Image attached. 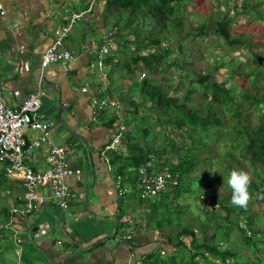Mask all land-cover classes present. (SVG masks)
I'll use <instances>...</instances> for the list:
<instances>
[{"label":"trees","instance_id":"16d2710c","mask_svg":"<svg viewBox=\"0 0 264 264\" xmlns=\"http://www.w3.org/2000/svg\"><path fill=\"white\" fill-rule=\"evenodd\" d=\"M189 1L191 0H103L100 21L110 22L114 28L109 48L112 55L104 56L105 63L107 59L112 63L108 69V84L113 80L109 74L111 70H118L119 76L127 78L130 77L126 73L131 72L136 78L129 84V89L137 90L136 95H127L126 90L120 91L124 95L118 98L109 93L119 101L116 110L122 108L125 111L122 118L123 142L110 156L113 172L123 176L124 181L136 193L137 166L151 158L159 165H167L171 175L176 177V183L170 185L174 194H179L181 190L192 192V178L199 175L201 165L210 163L209 159L215 156V151L208 156L196 155L197 150L179 153L170 131L180 130V133L184 132L188 136L189 132L195 133L197 139L187 144L188 147L205 145L202 142L204 138L209 137L215 141L221 134H225L228 140L225 141L226 148L221 152L222 175L228 178L234 169L248 172L252 177L249 190L253 199L247 210L233 206L231 197H227L224 188L220 190L222 196L210 197L209 207L205 202L198 205V212L193 217L187 215L186 219L176 216L174 230H168L164 223L171 221L172 212L163 211L166 207L163 197L172 190L166 189L145 200L136 197V204L143 206L140 223L144 222L155 229L159 242L153 249L139 255L138 264H214V260H219L221 264H235L231 257L236 253L229 246L232 232L253 250L252 258L245 259L241 264H264V253L261 254L264 251V246L261 247L264 245V209L258 207L257 212L254 208L255 204L264 202V199L256 198L257 194L264 195V90L261 92V86L257 84L254 85L256 91L252 89L255 92L249 87L236 90L234 84L225 85L223 81L216 80L212 70L201 71L195 67L193 60L186 59L184 55L189 50L186 42H183V39L188 38L221 44L223 47H218V65L226 63L224 55L228 53L224 49L233 50L248 45L255 47L250 50L252 58L264 64V0H234L233 7L236 11L230 14L228 7H225L227 0H212L216 6L219 1L224 4L223 10L226 9L221 16L212 17L203 13V20L194 25L188 24L184 17V13L188 12L187 7L191 6ZM235 15L244 16L247 23L257 19L261 23L259 39L251 42L248 38L233 35L231 25ZM122 54L125 59L121 60ZM241 64H245V67L239 71L240 76H247L251 82L258 78L264 80V68L258 69V73L249 70L247 60L238 59L236 65L229 69L230 72L236 74ZM169 71L177 73L174 84L171 83L173 76ZM157 74L161 79L155 76ZM162 79L167 80L165 84L161 83ZM184 81L186 86L180 95L177 90L181 89ZM197 92L203 100L202 113L185 101L191 100V95ZM260 103H263L260 107L256 106ZM250 105L259 110L254 124L250 123L249 113L241 112L246 111ZM108 107L112 106L104 107L97 115ZM222 110L229 111L230 114L225 120L227 130L222 128ZM150 117H153L154 123ZM150 126L155 133L159 130L165 133V139L172 150L166 153L163 148L158 147L154 142V132L148 137ZM209 146L210 143L205 150L210 151ZM173 152L175 158H171ZM215 181L220 182L218 178ZM18 184L20 185L16 179L7 178L0 168V188L13 190ZM200 194L201 191L196 190L195 197ZM129 198L130 196L127 197ZM121 203L122 199L119 200L116 213L118 221L114 234L122 225L119 220L123 213ZM214 204L218 208H214ZM4 209V206H0V212ZM158 211L160 212L156 213ZM172 211L175 215L180 212L177 207ZM238 214L241 222L237 219ZM209 258L213 261L209 262Z\"/></svg>","mask_w":264,"mask_h":264},{"label":"crops","instance_id":"0c3cea01","mask_svg":"<svg viewBox=\"0 0 264 264\" xmlns=\"http://www.w3.org/2000/svg\"><path fill=\"white\" fill-rule=\"evenodd\" d=\"M0 1L6 17L5 21L0 20V80L6 88L3 95L9 105H16L27 92L37 91V113L40 119L49 122L50 138L55 143L65 144L70 165L81 168V177L72 182L77 194L68 201L67 208L47 200L30 216L17 217L22 237L20 263L133 262L159 244L158 233L144 222L140 223L143 206L134 203L135 215H138L136 227L135 219L133 223L122 221L120 227L125 228V232L114 235L113 216L120 199L115 193L113 168L109 170L100 157L109 136L118 130L117 124L124 125L125 111L108 107L93 116L88 93L80 88L85 83L89 86L102 83L105 78L106 92L118 98L120 91L128 90L132 82L130 78L119 76L118 70H111L113 80L108 84V69L112 63L108 59L107 63L103 64L102 59L98 63L95 55L99 35L104 30L114 29L110 22L100 21L103 0H95L86 11L83 10L88 0ZM79 11H83L81 16L71 23L60 44V48L71 52L70 60L64 64H41L43 51L55 37L54 30L66 23L73 12ZM108 55H112V51ZM100 71H105L104 75H100ZM36 134L37 131L25 129L26 137ZM44 152V144L32 148L33 168L45 166ZM103 154L111 156L108 150ZM5 189L8 190L0 188ZM22 191V185L8 190L4 197L6 203H0L5 208L0 212V264H16L17 248L12 244L9 229L1 224L8 204ZM38 192L48 195L46 187L38 188ZM39 222L49 224L47 232L37 236L32 233L29 240L26 233L34 231ZM129 227L134 230L133 236L121 237ZM8 252H13L15 260L8 257Z\"/></svg>","mask_w":264,"mask_h":264},{"label":"built area","instance_id":"2783aa9c","mask_svg":"<svg viewBox=\"0 0 264 264\" xmlns=\"http://www.w3.org/2000/svg\"><path fill=\"white\" fill-rule=\"evenodd\" d=\"M94 0H88L86 9L93 5ZM82 11L73 12L67 23L54 30V39L43 51L40 63L49 62L66 63L72 57L67 49L60 48L62 39L65 37L70 23L81 15ZM5 10L0 1V20L5 21ZM110 38L107 32L100 35L99 45L97 47L98 63H101V57L109 52ZM105 71H100L104 75ZM107 80L104 78L100 84L89 86L81 85V90L88 93V103L92 110V115L106 106L118 107L119 101L116 97L106 93L105 86ZM6 89L0 80V168L7 178L16 179L23 186V191L15 195L4 211V222L1 224L9 229L12 241L17 248V261L20 263L21 241L20 225L17 223V217L30 216L33 212L40 210L45 203L51 201L61 208L68 207V201L76 196V189L72 187V182L81 177V168L70 165L67 158L68 147L65 144L55 143L49 135L50 124L46 120L39 118L37 108L39 105L38 92L30 91L16 104L9 105L3 95ZM118 130L112 132L108 141L101 150L100 157L106 162L107 168L112 170V165L106 150H116L122 140L121 130L124 125L117 124ZM25 129L37 131L32 137H26ZM45 145L44 163L42 169H36L31 166L32 148ZM114 188L118 197L124 199L130 190V186L124 181V177L114 173ZM176 183V177L171 175L167 165H159L151 158L145 159L137 166L136 172V193L141 199L152 198L159 192L171 188L170 185ZM46 187L48 195L40 194L38 188ZM9 190V189H8ZM8 190H0V193H6ZM205 201V200H204ZM207 199L205 203L209 202ZM121 219L132 223V218L128 213ZM49 224L39 222L34 231L26 233L27 238L46 233ZM134 230L131 227L121 237L131 238ZM163 251L160 250V253ZM139 260L125 262L122 264H138Z\"/></svg>","mask_w":264,"mask_h":264},{"label":"rangeland","instance_id":"374dc122","mask_svg":"<svg viewBox=\"0 0 264 264\" xmlns=\"http://www.w3.org/2000/svg\"><path fill=\"white\" fill-rule=\"evenodd\" d=\"M212 0H191L189 2H191V6L187 7L188 12L184 13V17L187 19V23L188 24H196L199 23L203 20L204 16L201 14H208V15H212V17L218 15L221 16V14L223 13V11L228 7V11L229 14L236 11V8L233 7V2L234 0H227V5L225 6L226 8L223 10L224 8V4L222 3V1H219L218 5L216 6L215 4H213L211 2ZM237 2V1H236ZM190 8V10H189ZM183 14V13H182ZM234 21L232 22L231 25V32L233 35H240V37L243 38H248L251 42L259 39V35H258V31L259 28L261 26V23L258 22L257 19H252L249 23H247L245 21V17L242 15H238V16H234ZM262 25H264V22H262ZM243 33V35H242ZM169 41V40H167ZM183 42H186V46L189 50V52H187L184 56L186 57V59L189 60H193L195 62V67L196 68H200V70H209L213 72V76L216 80H220L223 81L225 83V85H230V84H234L235 85V89L238 90L240 88H246L249 87L252 91V89L254 88L256 91V88L254 87L255 84L261 86L260 91L263 92L264 90V80L263 78H258L256 79L254 82H251L248 80V77L245 75L240 76L239 75V71L243 70L245 67V64H241V68L238 69L236 71V74H232L230 72V68L234 67L238 61V59H241L243 61L247 60L248 63V69L255 71L258 73V69L260 68H264V64L258 62V60L253 59L252 55L250 53L251 49H255V47H249L248 45H244L243 47H237L233 50H228L227 48L224 50H227L228 54H225V60L226 63L222 64V65H218V63L220 62V60L218 59V53L220 51V49L218 47H223L221 44L216 43V41L209 43L207 41H205L204 39H200L198 41H196L195 39L193 40H189L188 38L183 39ZM214 43L216 45H214ZM235 56H237V58H235ZM125 57L123 54L121 56V60L125 59L123 58ZM214 66V68H213ZM217 66V67H216ZM117 68V67H116ZM114 72V71H113ZM133 72V71H132ZM171 73V75L173 76L171 80V83L174 84L176 81V72L173 71H169ZM169 73V74H170ZM126 75L128 77L131 78L132 81H135V74L129 72L126 73ZM157 78L161 79L160 75L157 74L155 75ZM167 80L162 79L161 83L165 84ZM186 86V81L183 82V85L181 86V89H178L177 92L182 95L183 94V89ZM130 88L128 90H126L127 95L129 94H133L135 93V95L137 94V90L135 91V89ZM252 91V92H255ZM124 93H119V96H123ZM264 95V94H263ZM262 95V96H263ZM192 99L191 100H185L187 105H191L195 108V110L199 113H202V109H201V104H202V98L199 95V93H194L191 95ZM138 98V96H136ZM263 103H260L256 106L262 105ZM124 110V109H123ZM224 111V112H223ZM258 108L253 107V105H250L246 111H241L243 114L245 113H249V118H250V123L254 124V121L257 120L258 118ZM127 115L129 116L130 114L127 113ZM230 116L229 111H225L222 110L221 112V118L224 121V124L222 125L223 129L227 130V124L225 122V120H227V118ZM153 117H150V120L152 121V123H154V120L152 119ZM234 121V120H233ZM145 121H142V123H144ZM149 128V135L148 137L151 135V133L154 132L155 134V144H157L158 147L163 148V151H165L166 153L169 152V150H172L173 148L170 147V145L168 144L166 138V135L163 131L159 130L155 133L154 129L150 127ZM156 128V127H155ZM124 130V127L123 129ZM121 130V131H122ZM165 131V130H164ZM182 131V130H181ZM224 132V131H223ZM190 135L188 136L187 134H185L184 132L180 133V130H171L170 131V135L171 138L174 140L175 142V146L177 147V151L179 153L181 152H187L189 153L191 150H194L197 152L195 153L196 155H205L208 156L210 155L213 151H215V156L210 157L209 164H204L201 165L199 167V175H197L196 177L192 178V183L190 184V187H192V192H187L185 190H181L179 194H174L173 189L172 188H167L170 191V193L166 196L163 197V200L165 202V209H163V211H169L172 212L171 213V221L170 222H165V226H167L168 230H174V224L176 225L175 218L177 217H181V218H186L185 216H191L193 217L195 215L196 212H198V208L197 206L204 203L205 201H207V199H210V197H212L213 195L215 196H222L220 194V190L225 189V193L227 195L228 198L231 197V190L229 189L228 185H227V179L222 175L223 172V166L221 163V152L226 148V142L228 140V136H226L225 134H221L217 140L213 141L212 139H210L209 137H206L202 140V142H205V145H199V146H194V145H189L190 147L187 146V144H191V142H195V140L197 139V136L195 135V133L193 132H189ZM210 143V151H208L207 149L205 150V148L207 147V145ZM175 153H171V158H175L176 155H174ZM237 154V153H236ZM165 155V154H164ZM215 178H218V180L220 181L219 183H217L215 181ZM194 187V188H193ZM197 191H201V194L198 197H195V193ZM11 194V193H9ZM128 196H130L129 199H126L124 202L121 203L122 205V209H123V213L124 212H128L130 214V216L135 219L136 221L135 223V227L136 224L138 223V215H135V210H134V203L136 204V193L130 190L127 194ZM6 196V193H2L0 194V203L4 202L6 200V198H4ZM4 198V200H3ZM134 199V200H133ZM205 200V201H204ZM6 202H4L5 204ZM209 207V204L207 202L206 204ZM174 207H177V209L180 210V212L176 213L173 212L172 210L174 209ZM258 207L263 210L264 209V202H260L254 205L255 210H257L258 212ZM212 208V207H211ZM214 208H218L217 204H214ZM128 210V211H127ZM162 210V209H161ZM132 212V213H131ZM160 211L156 212L159 213ZM258 216V214H257ZM155 217H159L158 215H155ZM241 216L238 214L237 215V219L239 220V222H241ZM187 219V218H186ZM256 219L258 220V218L256 217ZM7 229V228H5ZM125 232V228H119L117 233L121 234ZM10 233V232H9ZM116 234V233H115ZM114 234V235H115ZM11 238V236H10ZM12 240V239H11ZM13 242V241H12ZM12 244H14L13 246H16L15 243L13 242ZM229 246L230 248L236 253L235 256L231 257L232 260L234 261L235 264H241L245 259L247 258H252L251 257V251L252 248L249 247L248 245H245L244 243H242V241L239 239L238 235L234 234V232H232V236H230V242H229ZM264 245H261V247H263ZM161 249V248H160ZM24 252V251H23ZM13 253V252H12ZM10 254V252H8V257L11 258L12 260H15V256L14 254ZM240 253V254H238ZM263 252H261V254H263ZM255 256V255H254ZM231 258L229 259V261L231 260ZM209 262L213 261L211 260V258H209ZM211 264V263H209ZM214 264H221V262L219 260H214Z\"/></svg>","mask_w":264,"mask_h":264},{"label":"clouds","instance_id":"9594fccd","mask_svg":"<svg viewBox=\"0 0 264 264\" xmlns=\"http://www.w3.org/2000/svg\"><path fill=\"white\" fill-rule=\"evenodd\" d=\"M94 2H95V0H94ZM93 5H94V3H93ZM91 8H92V6H91ZM90 8V9H91ZM83 11H86V10H83ZM82 11V12H83ZM81 16V15H80ZM75 20V19H74ZM73 20V21H74ZM72 21V22H73ZM68 22V21H67ZM66 22V23H67ZM71 22V23H72ZM71 23H70V26H71ZM65 24V23H64ZM70 26H69V28H70ZM69 30V29H68ZM112 28L111 29H109V30H104L102 33H104V32H107L108 34H109V38H110V45H111V43H112V40H111V33H112ZM68 32V31H67ZM101 33V34H102ZM100 34V35H101ZM100 35H99V40H98V42L100 41ZM99 45V44H98ZM98 47V46H97ZM110 48V47H109ZM97 49V48H96ZM97 51V50H96ZM96 51H95V55H96V57H97V54H96ZM110 53V50H109V52L108 53H105L102 57H101V59H102V61H103V64H104V56L106 55V54H109ZM106 74H107V72H106ZM100 82H98V84H99ZM95 85V84H94ZM108 94V93H107ZM121 133H122V131H121ZM110 137V136H109ZM123 142V135H122V140H121V142L118 144V148L116 149V150H108V151H110V154L113 152V151H117L119 148H120V145H121V143ZM109 158V161H110V157H108ZM111 163V162H110ZM111 165H112V163H111ZM112 168H113V165H112ZM113 180H114V175H113ZM127 183V182H126ZM251 183H252V177L249 175V173L248 172H246V171H242V170H232L230 173H229V176H228V179H227V185H228V187L230 188V190H231V204L233 205V206H236V207H239V208H241V209H244V210H247L248 209V207H249V204H250V202L252 201V199H253V194L250 192V190H249V188H250V185H251ZM128 184V183H127ZM130 186V185H129ZM127 197H128V195H126V197L124 198V199H122V198H120V197H118L120 200L122 199V202H124L126 199H127ZM136 197H138L137 196V193H136ZM256 198L257 199H264V195H259V194H257L256 195ZM143 200H145V199H143ZM124 214H126V212H124V213H122L121 215H120V217H119V220H121V221H123L122 219H121V217L124 215ZM129 214V213H128ZM130 215V214H129ZM131 217V216H130ZM117 218V217H116ZM132 218V217H131ZM117 221H118V219H117ZM133 218H132V223H133ZM124 222H126V221H124ZM128 223V222H127ZM160 250H162V249H160ZM159 250V251H160ZM17 264H19V261H17Z\"/></svg>","mask_w":264,"mask_h":264},{"label":"water","instance_id":"95a60500","mask_svg":"<svg viewBox=\"0 0 264 264\" xmlns=\"http://www.w3.org/2000/svg\"><path fill=\"white\" fill-rule=\"evenodd\" d=\"M113 218H114V226H116V223H117L116 215H114ZM111 233H113V232H111ZM111 233H110V234H111ZM110 234H106V236H107V235H110ZM106 236H104V237H106Z\"/></svg>","mask_w":264,"mask_h":264}]
</instances>
